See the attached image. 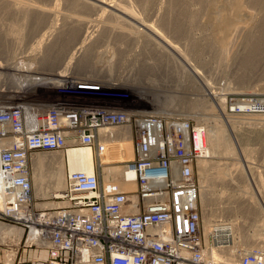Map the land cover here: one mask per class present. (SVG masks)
I'll use <instances>...</instances> for the list:
<instances>
[{
    "label": "bare ground",
    "instance_id": "6f19581e",
    "mask_svg": "<svg viewBox=\"0 0 264 264\" xmlns=\"http://www.w3.org/2000/svg\"><path fill=\"white\" fill-rule=\"evenodd\" d=\"M215 1L0 0V87L2 88L8 82L14 84L5 89L9 92L6 96L11 99L10 103H14V100L17 101L19 97L31 96L23 93L20 95L19 90L18 92L13 91L17 85L18 87L20 85V88L27 87L26 90L34 85H42L52 89L79 91L85 94L128 90L141 95L137 97L143 99L151 108L149 111L139 110L141 112L162 115L161 117L164 115H182L185 119L195 117L198 119L197 125L203 127L206 148V155L198 158L196 163L200 172V182H206L205 171L209 167L207 155L216 151H220V154L234 153V149L224 133L226 130L225 121L228 122L233 133L238 134L242 130V125L250 130L264 132V117L256 116L250 121L249 117L243 115L232 114L234 118H226L227 114L223 113L221 116L223 118H212L215 104L222 111L225 108L224 101H222L223 96L221 97L220 94L212 90L209 84L207 89L200 87L195 76L201 79L203 76L194 65L196 63L194 60H197L196 56L199 59L201 51H213L212 54L217 52L218 59H224L225 63L228 62L226 60L230 55H236L239 46L252 38V33L257 32L258 24L264 20V0H243L248 3L247 9H245L248 20L245 19L247 21L242 23L238 20L240 18H236L234 36L233 38L228 37L229 41L226 37L227 40L224 41L226 43L222 42V39H217L219 33L208 31L206 26L210 28L211 22V25L208 21L204 20L205 22H203L201 19L204 17L200 19L197 14L200 5L204 11L209 12L215 5ZM225 1L230 3L228 8L232 10L240 0H238V4L231 3V0ZM186 12L189 13L187 18L184 16ZM179 13L182 14V17L184 16L183 18H186L184 20L188 23L181 21L184 23L182 26L178 21L177 23L181 24L183 28L181 33L175 36L174 31L180 29L178 25L176 29L172 28V32L169 31V28L170 25L176 26L174 23L176 20L174 22L173 20L177 19L175 17H178ZM228 14H222V16L232 19L233 16ZM173 15H176L174 19L169 17ZM205 15L209 16V14ZM180 39L182 42L179 41ZM249 42H253L252 39ZM230 43L232 46L235 45L233 47L236 48V51H232L233 47L231 49ZM246 44L248 45V43ZM23 45L26 46L23 48L24 50H22ZM247 45L244 46L247 47ZM192 55L195 56L194 62L191 60ZM113 69H116L118 73H113ZM124 70H128L126 74H123ZM114 74H117V79L112 78ZM193 94L194 96L190 97ZM122 102L131 105L129 106L131 108L137 105L125 98ZM243 103L251 105L249 111L264 108V102L259 100L243 101ZM95 104L98 103L94 102ZM239 107L240 109L234 112L237 114L247 112L244 109L246 106L240 105ZM95 137L94 144L96 139H99L103 152L100 165L95 161L93 148L80 143L74 147L70 146L62 152L33 154L30 161L31 181L33 183L34 180L38 183L36 190L34 189L33 197L35 199L51 198L46 202H36V208L50 210L51 208L64 207L66 201L57 199L56 196L60 197L63 194L64 180L69 171L82 170L88 174L97 172L106 192H132L136 189V182L130 180L132 173L126 171L123 164L115 166H105L106 164H104V161L109 158L116 163L132 159L134 154L133 126L128 123L121 126L106 125L96 131ZM243 150L245 157L250 151ZM227 167L216 169L214 177L221 181L227 178V182H233L235 177L231 173L236 171L238 175L236 178H246L243 176L241 167H236L232 172L230 169L228 171ZM249 170L252 172L254 169L250 168ZM254 174L253 172L252 176ZM235 182L233 185L237 183ZM260 182L259 186L262 185V187L259 191H263L262 200H264V181L260 179ZM205 185L199 186V193L202 197H200L202 202L200 205L203 207V252L205 255L212 259L238 260L242 255L259 250L250 248L241 252L233 251L238 242L237 236L234 235L240 225L233 220L224 221L225 218L221 221L220 217H223V214L231 209L228 205L222 208H213L211 206L213 197H208L210 192L205 189ZM254 187L251 190L241 189L240 194H229L227 197L229 200H236V202L244 201L246 198L247 201L249 198L255 200L259 191L258 185H256L257 190ZM4 200L0 190V209L4 205ZM253 214L256 216L259 211L255 210ZM223 221L225 223H221ZM256 225L257 223L254 226ZM1 228L3 239L14 238L21 243L23 235L26 236L22 230L23 227H17V225ZM209 235L212 236V239ZM33 237V234L28 235L26 242L32 243L30 239L34 240ZM219 244L223 246L219 247ZM260 251L264 254V249H260Z\"/></svg>",
    "mask_w": 264,
    "mask_h": 264
},
{
    "label": "built area",
    "instance_id": "2783aa9c",
    "mask_svg": "<svg viewBox=\"0 0 264 264\" xmlns=\"http://www.w3.org/2000/svg\"><path fill=\"white\" fill-rule=\"evenodd\" d=\"M28 88L31 96L0 102V146L6 144L0 147V233L1 227H23V249H45L47 264H264L260 250L238 260L203 252L195 175L197 159L206 155L202 126L131 108L121 103V92L102 91L104 101L94 105L91 96L50 103L38 91L48 87ZM127 123L133 126L134 154L123 165L136 182L134 191L106 192L97 172L69 171L63 194L56 196L64 207L36 208L33 154L77 143L92 147L100 127ZM30 234L34 240L27 244Z\"/></svg>",
    "mask_w": 264,
    "mask_h": 264
},
{
    "label": "rangeland",
    "instance_id": "374dc122",
    "mask_svg": "<svg viewBox=\"0 0 264 264\" xmlns=\"http://www.w3.org/2000/svg\"><path fill=\"white\" fill-rule=\"evenodd\" d=\"M231 1H232L231 3L235 2V4H238L237 3L238 0H235V1L231 0ZM240 2H243V3H240ZM229 4L230 3H228L225 0H216L215 5H213L211 7L209 12H207V10L204 11V8L201 7L202 5H200V10L198 9V13H197L200 19H201V17L205 18V19L204 18L201 19L203 22L208 21L209 24L211 22L212 26H210V28L208 26H206L207 27L206 29L208 31H213L214 33H217V34L219 33L218 35L216 34L217 39L218 40L222 39V42H224L227 39H228L227 41H229L230 38H233L234 31H235L234 30V28H235L234 27L235 26L234 21L235 20L237 21L236 18L241 19L244 17V19H241V20L238 19L242 23L244 21L248 20V18H246L247 15L245 12V9H247L246 7L248 6L247 1L245 2L243 0H240L239 4L236 5L234 7V9H232V10H229V8H228ZM199 12H200V14H199ZM172 14H174V13H172ZM179 14H177L178 17L176 15L169 16V17H172L173 19L175 16H176L175 18H177V19L173 20V22L176 20V22H174L176 24V26L172 22L173 26H175V27H172V25H170V28H169L170 29L169 31L172 32L173 31L172 28L176 29V27L178 25V28H180V29H179V31L177 29L174 31L173 34L175 36L177 34L181 33L180 31L183 28L182 26H184L183 22H186V24L188 23L185 20H186L189 13L186 12V14H184V16L186 18H183L184 16L182 17L181 16L182 14H180V15ZM205 14H209V16H207ZM222 14L231 15V16H233V18L229 19L227 16H222ZM220 15H221V18H220ZM207 18H209V19H207ZM220 19H222V20H220ZM245 19H247V20H245ZM181 21H183L182 22L183 24L181 23ZM177 22L181 23L182 26H181V24H178ZM176 31H178V32H176ZM256 31L258 33L253 32L252 33L253 36L250 35V36H252V38H250V40H247V42L246 41L243 42V44L245 46L247 45L246 43H248L247 47H245L243 44H241V46H239L240 48L238 47L239 49H237L236 55L235 54H233L232 56L230 55L229 59L226 60V62L228 61L227 62L228 64L225 63L224 59H222V58H220L221 60L218 59V54H216L217 52H214L212 54L213 51H209V52L208 51L207 52L201 51L199 53V56L201 55L203 58L201 56L200 57L198 56L199 59L200 58L202 59V60L200 59L201 61L197 58V56H196V59L198 61L194 60L195 56L194 57H193V55L191 56L192 57L191 60L192 61L194 60L196 62V63H194V65L196 66V68L200 72V74L203 76L202 79L195 76V79H196L197 83L200 85V87L202 89H207L208 84H209V86L212 88V90H214L218 94H220L221 97L223 96L222 101H224L225 108L222 111V109L214 103L215 109H214V114L211 115L212 118H223V117H221V116H223V113L227 114L226 118H234L233 117L234 115H243L244 117H249L250 121L253 120V118H255L256 116L261 117V118L264 117V116H262V114H264V108L249 111V109H251V107L249 108V106H251V105H247V103H243V101H245V102L251 101L252 102L255 100H259V101L264 102V43H263L264 42V20L258 24V28H256ZM173 34H171V35H173ZM226 37H227V39H226ZM228 37H230V38H228ZM251 39L253 42L250 43L249 41H251ZM179 41L182 42L181 39ZM224 43H226V42H224ZM252 43H254V44H252ZM255 43H256V45H255ZM4 45H5V43H4ZM182 45H181V47H183ZM253 45H254V47L255 46L256 47L254 48ZM23 46L24 47H22V50H24L23 48L26 47L25 45H23ZM233 46H235V45H233ZM233 46L231 44V49ZM235 49L236 48L233 47L232 51H236ZM239 51H241V52H239ZM202 54H204V55H202ZM215 54H216V56H214ZM18 56H20V55L18 54ZM175 57L178 58V56H175ZM208 57H210V58H208ZM217 60H218V62H217ZM202 61H204V62H202ZM127 71L128 70H126V71L124 70L123 74H126ZM112 72L118 73V71L116 69H113ZM129 72H131V71H129ZM174 74H175V72H174ZM112 78L117 79L118 78L117 74H114V76ZM11 85H14V84L11 82H8L4 86H2V88L0 87L1 98L3 96H5V98H2V99L0 98V102H2V101H7L8 103L11 102V99L6 96V95H8L9 92L5 90ZM26 89H27L26 87L20 88V85H19V87L17 85V88H14L13 91L15 90L18 92V90H19L20 95H23V94L27 93L28 90H26ZM59 90L60 89H54V88L53 89L52 88H46V89L41 88L38 91L40 94L44 95V97L47 98V100L50 103L60 101L61 99H65L68 101H77L78 99H83L84 96H88V97L91 96V98L88 100L89 102L94 101L96 103L102 104V102L104 101V98H103L104 96H102V93L101 94L100 93L85 94V93H80L79 91L70 92V91L64 90V89H61L60 91ZM3 92H4V95H3ZM120 92H121V94L125 95V97H124L125 99H129V100H131V102L133 104H135V103L137 104L135 107H133L134 109L140 107V109H142V110H146V111L151 110V108L149 106H147V104L145 103V101H143V99L138 98L141 95H138L135 92L128 91V90H122ZM120 92H116V93H120ZM193 96H194V94L190 95V97H193ZM212 98H214V97H212ZM238 101H239V103H238ZM240 101H242V103H240ZM14 102H16V100H14ZM116 103H117V101H116ZM121 103H123V102L121 101ZM240 105L246 106V108H244V109L247 110V112L237 114L236 112L240 109V107H239ZM234 111H236V112H234ZM183 114H185V113H183ZM232 114H234V115H232ZM160 116H162V115H160ZM164 117H167V118L177 117L178 118V117H183V116L182 115H179V116L164 115ZM188 119H191L192 123L198 122V119H196L195 117H188ZM224 125H225V129H226L224 131V133H226L227 139L229 140L231 147H233V149H234V153L233 154H225V153L220 154V151H216L214 153H211L210 155H207L206 159L209 162V167L205 171L206 182H203V183L200 182L201 178H199L200 172L198 169V164L196 165L195 175H196V178H198L199 186L202 184L203 185L206 184L205 189H207V191L210 192L208 197L209 198L213 197L212 203H211V206L213 208H222L223 206L228 205L230 207L229 209L232 210V211L231 210L226 211L223 214V217H220V218H222L221 221L225 218L224 221L227 219H228L227 221L233 220V221H236L238 223V225H240L238 227V229H236V232L234 235V236H237L238 242L236 244V247H234L233 251L241 252L242 250H247L250 248H252V249L258 248L259 250L260 249L262 250V249H264V200H262V196H263L262 192L263 191L262 192L259 191L260 188L262 187V185L259 186V184H261L260 179H262L264 181V132L262 133V132H259L256 130H250L249 128L247 129L244 127V125H242L243 127L240 126L242 130H240L237 134V133H233L231 131L227 121L224 122ZM109 128H118V127H109ZM92 148L95 152V161L100 165L102 163L101 159H102V154H103V152L101 151V141L99 139H96V142L92 146ZM243 149H248L250 151L249 154H246L245 157H244V153H243L244 150ZM48 153H50V152H48ZM104 164H106L105 166H107V165L115 166V165H122L123 162L122 163H116V161H113L111 158H109L106 161H104ZM221 164H222V166H221ZM227 165H228V167H227ZM219 167H223V168L227 167L228 171L230 169L231 172H232V170L234 171V169H236V167H238V168L241 167L240 169H241V171H243L242 172L243 176L246 178L238 177L240 179L239 180L238 178H236L238 176L236 171H234L235 173L232 172L231 174H234L232 176L235 177L233 182H235V181L237 182V183L235 182L236 183L235 185H233V182H230V181L227 182V178L224 181H221V180L217 179L216 177H214L216 175L215 171ZM250 168H252L254 170L252 172H250V170H249ZM98 171H99V168H98ZM253 172L255 173L254 176H252ZM256 174H258L257 176H259V177L261 176V177L258 178L256 176ZM227 177L229 178L228 175H227ZM256 179L259 181H257ZM237 180H239V181H237ZM238 182H240V183H238ZM33 183H34V185H33V193H34V189L36 190L38 183H36V181H34V180H33ZM256 183H258V184H256ZM256 185H258L257 189L259 192H258L257 198L255 200H253L252 198H249V201H247V198H246V200H244V201L240 200V202H238V201L236 202V200H234V201L232 199L229 200L228 199L229 197H227L229 194L230 195L231 194L237 195L236 193L240 194L239 191L241 189L251 190V188H253L255 186L254 189L257 190ZM221 192L223 194H219ZM200 197H201V195H200ZM249 197H252V196H249ZM201 198L199 201V207L201 209V219H203V217H202L203 216V212H202L203 207H201L202 205H200V204H202ZM235 199H237V198H235ZM49 200H51V198H49V199L36 198L35 203L36 202H46ZM226 201H228L227 204H226ZM255 210L259 211V214L256 216L253 214L255 212ZM224 221L221 223H225ZM218 222H220V221H218ZM256 223H257V225L254 226ZM250 224H251V226H250ZM253 227H254V229H253ZM9 228H15V227H9ZM204 234H205V232H204ZM24 236L25 235H23V237ZM23 237H22V239H23ZM22 239H21V243L19 241H17V239L15 240L14 238L6 237L5 239H3L2 233H1V235H0V244H1L0 245V264H6L5 262H9V263L14 262V264H15V263H17L16 261L18 260V257L20 258L21 262L23 259L24 260L28 259L27 255H25L26 249H23L24 243H23ZM11 243L16 244L18 246L15 248H12V249H8V248L4 247L5 244H11ZM27 244H30V243H27ZM222 244H225V243H222ZM221 246H223V245L219 244V247H221ZM36 248H38V247H36ZM17 249H19V250L17 251ZM27 249H29V248H27ZM39 249H41V248H39ZM20 253L22 254V256L20 255ZM10 259H11V261H9ZM31 263H33V262H31ZM22 264H23V262H22ZM24 264H30V263L25 262Z\"/></svg>",
    "mask_w": 264,
    "mask_h": 264
},
{
    "label": "crops",
    "instance_id": "0c3cea01",
    "mask_svg": "<svg viewBox=\"0 0 264 264\" xmlns=\"http://www.w3.org/2000/svg\"><path fill=\"white\" fill-rule=\"evenodd\" d=\"M22 256V254L20 253ZM19 255V256H20ZM25 255H27L28 259H23V264L25 262L30 263V264H47V251L45 249H39V248H29L26 249ZM33 262V263H31Z\"/></svg>",
    "mask_w": 264,
    "mask_h": 264
}]
</instances>
